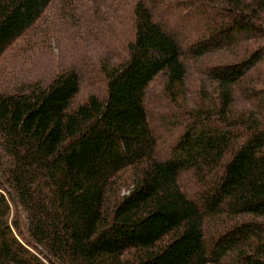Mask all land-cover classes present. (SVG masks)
Wrapping results in <instances>:
<instances>
[{
	"label": "trees",
	"instance_id": "1",
	"mask_svg": "<svg viewBox=\"0 0 264 264\" xmlns=\"http://www.w3.org/2000/svg\"><path fill=\"white\" fill-rule=\"evenodd\" d=\"M122 6L100 94L3 79ZM0 264H264V0H0Z\"/></svg>",
	"mask_w": 264,
	"mask_h": 264
},
{
	"label": "rangeland",
	"instance_id": "2",
	"mask_svg": "<svg viewBox=\"0 0 264 264\" xmlns=\"http://www.w3.org/2000/svg\"><path fill=\"white\" fill-rule=\"evenodd\" d=\"M59 9L60 5L52 8L50 20L56 16L60 18L57 15ZM108 12V9L103 10L105 20ZM127 12L128 8L122 6L111 16L110 24L106 22L103 26L86 27L82 31L57 22L56 27L52 28L53 33L45 37L43 28V32L35 36L33 41L21 46L23 50H17L19 54L14 52L13 56L5 60L3 79L9 80L11 88H18L36 82L46 83L55 74L74 67L81 79L78 100L100 94L103 84L98 75V65L105 60L115 61V57L123 54L122 48L129 38Z\"/></svg>",
	"mask_w": 264,
	"mask_h": 264
}]
</instances>
